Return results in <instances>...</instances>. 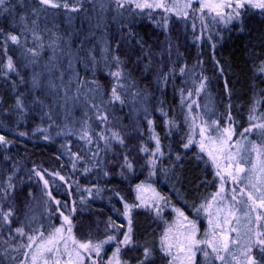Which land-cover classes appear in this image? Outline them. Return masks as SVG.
<instances>
[{"label": "rangeland", "instance_id": "obj_1", "mask_svg": "<svg viewBox=\"0 0 264 264\" xmlns=\"http://www.w3.org/2000/svg\"><path fill=\"white\" fill-rule=\"evenodd\" d=\"M224 2L225 0H119L118 4L117 0H49L48 4H42L40 0H5L0 5V14L10 16L12 22L16 21L12 27L20 30L24 28L21 25L25 20L28 22L29 19L33 25L37 19L41 21V32L45 30L43 35L27 31L22 36L15 35L16 42L9 38L14 34H4L8 49L12 50L4 64L6 69L12 70L19 62L32 88H45L52 108L51 114L49 111L47 114L52 118H43L37 131L43 133L45 138L64 141L65 155L71 167L68 176L48 170H37L38 177L30 176L37 185V201L28 210L23 227L18 228L23 231V235L15 229V240L24 245H21L22 253L13 257V264H34L32 256L39 252L50 237H54L56 241L50 245L52 253H45L44 258L38 259L35 264H45V260H49V264H56V261L60 264H128L122 258V251L130 242H120L129 230L132 213L143 210L160 219L158 249L166 256L168 264H249L245 254L246 246L250 242L255 243L258 231H264V220L256 219L264 209L250 211L252 202L248 199L249 193L255 198L264 194V183L253 179L255 176L264 177V173L260 172L264 157L252 150L253 144L257 148H264V133L258 127L264 124V115L251 111L247 120L245 119V125L238 129L237 121L229 113L225 116L216 113L206 77L195 63L181 71L188 85V90L183 95L187 101L186 140L188 143L191 137L192 143L189 145L197 148L217 183L215 191L196 210L198 218L203 219L202 228L174 211L176 208L159 192V185H162L159 179L161 153L160 148L157 149L158 142L153 133L150 145L144 147L146 151L141 153L144 160L140 167L142 176L122 202L116 196L123 205L121 217L126 222L125 226L122 228L108 223L102 227L101 238H97V235L94 240H84L78 236L74 225L75 215L101 195L99 188L103 185L100 184L106 180L103 152L105 145L117 137L109 132L108 118L117 107L127 108L134 116L145 114L144 103L147 96L129 79L115 54L113 40L119 37L116 33L120 29H127V26L137 28L144 19L163 30H167V25L173 21L179 30L188 34L196 47L202 44L212 47L218 41L220 31L223 32L231 25H239L247 15H264V9L253 6L259 0H247L244 7L238 10L239 16L233 11L236 0H231L233 7L201 9V3ZM137 3H163L168 10L165 7L138 8ZM217 11L220 15H217ZM229 16L232 18L229 19ZM167 49L168 45L162 44V53L166 56ZM9 59L11 69L8 67ZM117 72L120 73L118 77L113 75ZM102 82L106 83L105 86ZM114 89L119 99L114 98ZM46 122L49 124H45ZM201 127L206 129L204 137L200 135ZM225 128L231 129L232 138L228 141L230 147L221 151L220 134ZM249 128L252 130L245 132ZM70 142L78 144L83 154L73 151ZM0 144L4 145L5 140ZM229 155L234 159L229 160ZM238 162L245 169L244 172L236 173ZM253 165L256 168L250 171ZM217 172H220L219 176ZM229 173L238 178L233 179ZM19 175L23 176L22 173ZM52 179L55 181L52 182ZM250 179L256 183L259 192L249 183ZM45 181L48 182L47 186ZM51 182L60 187L62 197H56L52 193ZM102 189L105 190L104 187ZM216 193L219 195L213 200ZM233 195L236 196L235 200ZM241 201L244 203H240ZM209 202L212 205L210 208ZM126 204L129 206L127 216L124 214ZM205 208L208 210L205 211ZM245 211L248 212L247 215ZM61 212L71 221V232L68 231L69 224L64 221ZM230 212L235 215H230ZM210 215L213 219L212 227L209 226ZM225 219L228 223L224 222ZM217 222L219 227L216 226ZM56 228H62V231L57 233ZM191 233H194L196 240H211L216 243L219 252H213L207 243L194 245L192 251H189L185 237ZM213 233L216 234L215 239ZM109 235L116 239L103 244L99 256L94 249L79 247L80 244L89 242L96 245ZM29 236L34 239L30 241ZM226 239L229 241L228 250L223 247ZM74 240L76 243H73ZM29 244L31 247H28ZM118 246L120 251L114 256ZM205 252L208 253L207 256ZM249 254L256 264L264 263V253L259 248L253 247ZM217 255L224 257V260L217 259Z\"/></svg>", "mask_w": 264, "mask_h": 264}, {"label": "trees", "instance_id": "obj_2", "mask_svg": "<svg viewBox=\"0 0 264 264\" xmlns=\"http://www.w3.org/2000/svg\"><path fill=\"white\" fill-rule=\"evenodd\" d=\"M10 20V16L0 14V136L5 140L4 145L0 144V264H13V257L22 253L24 243L15 240L14 232L23 227L28 210L37 201V185L30 176L38 177L37 170L68 176L71 168L64 141L45 138L37 131L43 118H52L47 114L52 108L45 88L34 90L19 62L12 70L4 64L12 53L5 42L7 34L22 36L27 31L43 35L45 30L41 32V21L37 19L33 25L29 19L25 20L20 30L12 27L15 20ZM167 26L163 30L144 19L137 28L127 26L116 33L119 37L115 35L118 39L113 44L119 63L147 96L145 114L134 116L127 108L117 107L108 118L109 132L117 137L114 135L115 140L105 145L103 152L107 176L100 185L105 190L100 187L101 195L75 215L74 225L81 239L94 240L97 235L101 238L102 227L108 223L125 226L119 200L122 202L131 193L142 176L141 153L150 145L152 133L161 153L159 192L188 220L202 228L203 219L198 218L196 210L215 191L217 183L197 148L184 147L188 143L187 101L183 95L188 85L181 73L183 68L197 64L206 77L214 111L224 116L229 113L237 121L238 129L245 125L251 111L264 115L263 14L247 15L239 25L220 31L212 47L205 44L196 47L173 21ZM164 43L168 45L167 56L162 53ZM70 148L79 155L82 152L74 142ZM52 182V193L62 197L60 187ZM9 212L11 215L5 222L2 213ZM159 220L145 210L132 213L130 245L122 251L124 261L168 264L158 249Z\"/></svg>", "mask_w": 264, "mask_h": 264}, {"label": "snow or ice", "instance_id": "obj_3", "mask_svg": "<svg viewBox=\"0 0 264 264\" xmlns=\"http://www.w3.org/2000/svg\"><path fill=\"white\" fill-rule=\"evenodd\" d=\"M40 2L42 4H48L49 0H40ZM117 2L119 4V0H117ZM246 2H247V0H236V3L234 5V7H233V4H232L231 0H225V2L222 3V4H205V3H201V9H203L204 7H208L210 9L215 10V9H220V8H223V7H233V11L236 13V16H239L240 13H239L238 10L240 8L244 7ZM4 3H5V0H0V5H3ZM120 6H122V5H120ZM253 6L264 9V0H259V2L255 3ZM136 7H138V8H143V7H165V10L166 11L168 10L163 3H157L155 5L146 4V3L145 4L137 3ZM217 15H220L219 11H217ZM231 18L232 17L229 16V19H231ZM9 38L13 42L17 41V36H15V35H11ZM8 67H9V69L12 68L11 59H9V61H8ZM113 75L118 77L120 75V73L119 72L113 73ZM201 87H203V84H201ZM113 96H114L115 99H119V97L116 96L115 89L113 90ZM229 120H231V117H229ZM149 123L151 124V121H149ZM254 127H257V126H254ZM258 127L261 129L262 133H264V124L258 125ZM251 130L252 129L249 128V129H246L245 132H248V131H251ZM205 132H206V129L204 127H201L200 135L202 137L205 136ZM231 138H232L231 129H229V128L223 129V132L220 134V145H221L220 150L221 151H223L225 147H230V145L228 144V141H230ZM0 142H4V137L0 136ZM191 143H192V139H191V137H189L188 144H185L184 147L187 148L189 146V144H191ZM158 148H159V144L157 143V149ZM201 148L203 150V145H201ZM143 150L146 151V149H143ZM252 150L253 151H257L259 156L264 157V148H257L256 145L253 144L252 145ZM228 159L232 160V159H234V157L229 155ZM241 160H243V158H241ZM229 167H231V164L229 165ZM255 168H256V165H253V168L250 171H253ZM244 171H245V169L240 167V164L238 162L237 165H236V173H241V172H244ZM260 172L264 173V160H262V162H261ZM37 175H39V173H37ZM217 175L219 176L220 172H217ZM229 175L232 176L233 179H237L238 178L237 176H234L232 173H229ZM61 179H63V177H61ZM253 179H255L256 182L264 183V177L255 176ZM221 180L223 181V177H221ZM47 183L48 182L45 181V186H47ZM249 183L252 185L253 188L256 189V191H258V192L260 191V189L257 187L256 183H253L252 179H250ZM221 191H223V187L221 188ZM218 195H219V193L214 194L213 195V200H215ZM235 199H236V196L233 195V200H235ZM248 199H249V201L252 202L251 203V207L249 209L250 211H257V209H264V194H262L259 198H255V197L252 196L251 193H249L248 194ZM257 199H259V203H257ZM57 203H59V202H57ZM240 203H244V202L241 201ZM211 206H212L211 202H209L208 207L210 208ZM128 207L129 206L126 204L125 205L126 211L124 213L125 216L128 215V211H127ZM201 207H203V205ZM207 210L208 209L205 208V211H207ZM174 211H176L180 216L184 215L182 212H180L179 209H174ZM229 214L230 215H235V213H233V212H230ZM247 214H248V212L245 211V215H247ZM10 215H11L10 212L6 213L4 215V219L8 220ZM61 216H63L64 221L69 224L68 231L71 232V221L69 220L68 216L64 215L62 212H61ZM185 219H186V217H185ZM256 219H257V221L264 220V212H260L257 215ZM224 222L228 223L227 219H225ZM237 222H239V221H237ZM129 223H131V221H129ZM189 223H191V222H189ZM192 226H193V228L195 227L194 224ZM209 226L210 227L213 226V219H212L211 215H210V218H209ZM216 226L219 227V223L218 222H217ZM17 231L20 232L23 235V231L21 229H17ZM55 231L57 233H59V232L62 231V228H56ZM233 231H235V229H233ZM130 234H131V228L129 227L128 232L124 234V240L121 241L120 243L128 244L130 242V239H131V235ZM41 235H43V233H41ZM215 235L216 234L213 233V238L214 239H215ZM256 237L257 238H256V241H255L254 244L250 242L249 245L246 246V253L245 254L247 255V259L249 261V264H256V261L253 260L252 256L249 254V253H251L253 247L259 248L260 252L264 253V231H258L256 233ZM28 239L31 241V240L34 239V237L29 236ZM115 239H116L115 236L109 235L106 240L101 241L100 243H98L96 245H92L91 242H89V243L80 244L79 247L83 248V249H87V250L94 249L96 254L99 256V253H100V250H101L103 244L109 243L110 241L115 240ZM185 239L188 241V250L189 251H192V248H193L194 245H198V244H201V243H207L209 245V247L212 248L213 252H217V253L219 252V248L217 247L216 243H213L211 240H209V241L196 240V239H194V233L186 235ZM55 243H56L55 238L54 237H50L46 241V243L40 248L39 252H37L36 254H34L32 256V260H33L34 264H35V262L38 259L44 258L45 253H52L53 249H52V247L50 245H53ZM73 243H76V241L74 240ZM228 243H229V241L226 239L224 244H223V247H224L225 250H228ZM231 243H238V241H231ZM28 247H31V244H29ZM181 250H183V244H181ZM57 251H58V249H57ZM119 251H120V249H119V246H118L114 256L117 255L119 253ZM148 254H149L148 250L146 249L145 250V255L147 256ZM168 254H170V253H168ZM205 255L207 256L208 253L205 252ZM217 259H220V260L223 261L224 257L217 255ZM45 264H49V260H45ZM56 264H60V262L56 261ZM110 264H111V262H110Z\"/></svg>", "mask_w": 264, "mask_h": 264}]
</instances>
